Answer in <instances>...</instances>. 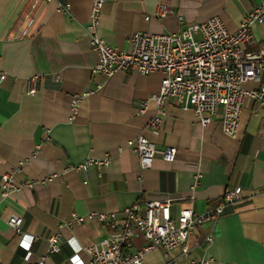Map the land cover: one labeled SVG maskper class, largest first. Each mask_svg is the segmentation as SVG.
Instances as JSON below:
<instances>
[{
  "label": "crops",
  "instance_id": "crops-1",
  "mask_svg": "<svg viewBox=\"0 0 264 264\" xmlns=\"http://www.w3.org/2000/svg\"><path fill=\"white\" fill-rule=\"evenodd\" d=\"M91 1L0 0V177L18 168L15 183L31 185L0 197V264H25L46 254L47 238L72 215L119 212L164 196L173 199V218L183 209L202 214L235 188L241 189V200L225 209L215 227L205 223L190 236V258L208 264H264V109L247 99L237 137L231 139L221 132V109L202 127L191 110L168 100L159 129L151 130L155 105L149 102L142 113L138 110L158 91L163 74L127 72L106 79L93 73L98 58L85 31ZM261 1L106 0L99 35L128 50L129 38L138 31L177 33L212 17L233 33ZM160 4L170 11L158 19L154 13ZM252 32L250 50L257 51L264 43V24ZM33 75L39 82L29 94L26 81ZM243 87L264 89V71ZM85 92L89 94L71 119V97ZM140 135L157 151L147 169L140 168L136 154L126 147ZM166 147L176 149L172 163L159 154ZM104 157L110 159L107 167L74 169L86 159ZM11 215L21 217L22 231L35 237L28 261L19 237L6 224ZM213 229L212 243L206 245L204 238ZM110 232L95 221L62 228L60 252L49 254L46 264H72L74 246L99 243ZM143 245L138 237L133 250ZM78 258L87 260L83 251ZM177 258L185 261L178 253ZM143 264H163L160 249L149 252Z\"/></svg>",
  "mask_w": 264,
  "mask_h": 264
},
{
  "label": "built area",
  "instance_id": "built-area-1",
  "mask_svg": "<svg viewBox=\"0 0 264 264\" xmlns=\"http://www.w3.org/2000/svg\"><path fill=\"white\" fill-rule=\"evenodd\" d=\"M39 1L43 3L51 0ZM105 1H91L89 20L85 27L89 46L98 58L93 73L109 79L117 73L148 75L162 72L158 91L143 100L138 110L142 113L149 102L155 105V115L149 122L151 130L159 129L165 115L163 107L168 100L175 101L183 110H191L202 127L208 126L221 109V132L231 139L237 137L240 113L247 99L255 101L264 109V89L253 91L243 87L249 81H258L264 71V43L257 51L250 50L255 43L253 27L264 24V1L250 9L233 33L227 31L218 17H212L204 22L190 24L177 33L148 35L138 31L129 38L128 50L106 43L99 35ZM67 9L66 6L62 10ZM169 11L166 4H160L155 9L154 17L163 18ZM144 20L148 21L149 17ZM31 24L32 20H29L27 26ZM3 78L1 73L0 80ZM38 82L37 75L27 79L29 94L36 92ZM88 94L85 92L71 97V119L77 113L81 99ZM126 147L136 154L141 169L149 168L157 153L155 145L142 135L127 141ZM175 153V147H166L159 154L164 162L172 163ZM109 164L108 157L86 159L74 169L86 171L93 166L99 170ZM14 172L1 175V198L18 192L22 187H31L30 183L16 184ZM52 178L48 177L47 181ZM240 200L241 189L235 188L225 191L217 205L202 214L183 209L173 218L170 213L173 199L164 196L143 199L119 212L92 211L84 216L72 215L69 221L59 224L57 231L47 238L46 254L25 264H46L49 254L60 252V230L88 221L98 222L111 232L99 243L85 248L74 246L72 264H143L145 256L154 249H160L163 264H208L206 260L190 258L189 238L205 223L215 227L225 209ZM6 224L19 237L20 246L26 252L25 261H28L35 237L22 231V218L19 216L11 215ZM214 231L204 238L206 245L212 243ZM138 237L143 239L144 245L133 250V242ZM79 251L86 254V261L78 258ZM177 253L184 257V262H178Z\"/></svg>",
  "mask_w": 264,
  "mask_h": 264
}]
</instances>
